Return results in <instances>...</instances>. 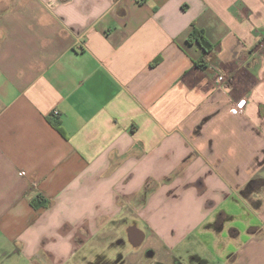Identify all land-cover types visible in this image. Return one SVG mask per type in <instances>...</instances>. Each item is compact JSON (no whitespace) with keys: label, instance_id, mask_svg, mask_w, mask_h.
Wrapping results in <instances>:
<instances>
[{"label":"crops","instance_id":"1","mask_svg":"<svg viewBox=\"0 0 264 264\" xmlns=\"http://www.w3.org/2000/svg\"><path fill=\"white\" fill-rule=\"evenodd\" d=\"M126 217L157 263L264 264V0H0V264H141L93 250Z\"/></svg>","mask_w":264,"mask_h":264},{"label":"rangeland","instance_id":"2","mask_svg":"<svg viewBox=\"0 0 264 264\" xmlns=\"http://www.w3.org/2000/svg\"><path fill=\"white\" fill-rule=\"evenodd\" d=\"M132 221L134 223H137V224L139 223V225H140V222H139V220L136 217H133V218L132 217H130V218L126 217L125 220L117 222V227L122 228V230H119V233H117V236H119V238L115 239L114 242L111 243L110 245H109V243H107V245L105 247H101V248L100 247H96L95 248V246L91 247L89 245H87L86 247L88 249H89V247L95 248L93 250H97L96 252L103 253L104 256H110V254H111V256L114 257V259H116L117 257L118 258L119 257L123 258L125 256H129L133 260L137 259V261H140L141 264H143V263H145V264H162L160 262L157 263L155 261V258L153 257V255L152 256L148 255V253H147L149 251L148 247L145 248V247L142 246L141 248H139V250H141V253H139L138 250H137L138 248L137 249H135V248L132 249L130 244H128V242H126V240H127L126 232L124 233L123 228H124L125 225H127V223H130ZM113 232H114V230H113ZM103 236H105L104 238H112V239H114L116 237V233H112V232L110 234L109 233H105V234L103 233ZM102 240H104V239H102ZM133 250H134V254L132 252ZM75 256L78 257V256H80V254L78 253ZM90 256H92V255L90 254ZM187 262H189L188 264H190L189 260H187ZM80 263L81 264H90V262H89V260L87 258H86V260L82 259ZM102 263L103 264H116V263H114V261H111V262H104L103 261ZM102 263H96V264H102ZM179 263L181 264V261H178L177 264H179ZM65 264H71V262L70 263H65ZM117 264H121V263H117Z\"/></svg>","mask_w":264,"mask_h":264},{"label":"trees","instance_id":"3","mask_svg":"<svg viewBox=\"0 0 264 264\" xmlns=\"http://www.w3.org/2000/svg\"><path fill=\"white\" fill-rule=\"evenodd\" d=\"M187 42L189 44H193L196 43L198 44L205 53H208L209 51H211L213 49V45L207 40V38L204 35V32L201 29H198L196 27H193V29L190 31V33L188 34L187 37ZM159 59H157L156 61H158ZM204 62V60H201L199 62H197L196 64L205 68V65L202 63ZM53 126L61 131V128L59 126V123L57 121L53 122ZM31 204L35 207H39L44 203H40L39 201H31ZM195 260H197L198 264H202L203 260L199 259L198 257H194Z\"/></svg>","mask_w":264,"mask_h":264},{"label":"built area","instance_id":"4","mask_svg":"<svg viewBox=\"0 0 264 264\" xmlns=\"http://www.w3.org/2000/svg\"><path fill=\"white\" fill-rule=\"evenodd\" d=\"M225 81H226V77H225V75L218 74V75L216 76V83H217V85H222V84L225 83ZM242 109H243V103H242V102H236V103H234L233 105H231V107H230V111H231L232 113H238V112H240ZM54 114L56 115L57 112L55 111Z\"/></svg>","mask_w":264,"mask_h":264},{"label":"flooded vegetation","instance_id":"5","mask_svg":"<svg viewBox=\"0 0 264 264\" xmlns=\"http://www.w3.org/2000/svg\"><path fill=\"white\" fill-rule=\"evenodd\" d=\"M131 239H132L133 242H136V235H134V233L131 234ZM147 253L149 255L150 254V251H148Z\"/></svg>","mask_w":264,"mask_h":264},{"label":"water","instance_id":"6","mask_svg":"<svg viewBox=\"0 0 264 264\" xmlns=\"http://www.w3.org/2000/svg\"><path fill=\"white\" fill-rule=\"evenodd\" d=\"M129 231H131V229H129ZM129 231H128V232H129ZM142 235H143V233H142ZM142 238H143V236H142Z\"/></svg>","mask_w":264,"mask_h":264}]
</instances>
